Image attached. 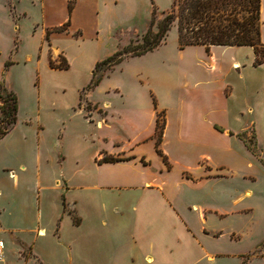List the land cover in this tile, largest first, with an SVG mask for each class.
<instances>
[{"label": "crops", "instance_id": "0c3cea01", "mask_svg": "<svg viewBox=\"0 0 264 264\" xmlns=\"http://www.w3.org/2000/svg\"><path fill=\"white\" fill-rule=\"evenodd\" d=\"M79 3L66 0L63 20L43 22L36 72L44 59L49 71H72L67 50L81 42L58 41L83 36L75 25ZM238 48L181 50L177 39L128 57L100 72L89 94L99 108L90 116L82 92L105 59L88 57L90 77L76 87V100L40 112L42 134L50 130L54 139L39 137L32 152L0 155V174L9 181L0 187V204H7L0 207V264H264V79H246ZM56 57L68 67L54 65ZM10 62L0 81L14 92L6 79ZM118 72L122 84L114 80ZM18 106L16 124L0 141L18 124L19 97ZM46 116L57 120L50 125ZM11 208L17 222L4 218ZM247 236L254 243L245 249Z\"/></svg>", "mask_w": 264, "mask_h": 264}, {"label": "rangeland", "instance_id": "374dc122", "mask_svg": "<svg viewBox=\"0 0 264 264\" xmlns=\"http://www.w3.org/2000/svg\"><path fill=\"white\" fill-rule=\"evenodd\" d=\"M44 1L45 5L42 8L40 0H17L15 3L14 0H0V69H3L8 61L15 62L8 75L6 74V79L18 95L20 105L18 124L4 140L0 141L2 157L8 155L12 149L24 150L25 153L37 150L39 137L41 141L48 140L50 143L54 137L50 136V130L48 134H42L40 112L48 109L64 110L72 100H76V87L88 81L90 77L88 57L106 59L131 42H141L153 18L156 17V21L161 20L174 4V0H80L75 25L82 28L83 36L62 34L58 41L81 42L73 43L74 45L69 46L67 50L74 59L72 71H49L44 59L40 62V70L36 72L40 57L38 45L44 42L43 22L45 25L59 23L66 13V0ZM153 29L156 31V26ZM177 39L178 27L175 24L169 31L167 42L173 44ZM237 52L239 68L246 79L261 82L264 79V65L255 66L253 48L239 47ZM79 53H82L81 57ZM30 55L33 56L31 61L28 59ZM54 59L56 60L53 61L54 65L61 63L58 57ZM96 74L95 78L101 73L98 71ZM114 80L122 84L123 73L118 72ZM90 93L89 85L82 92L81 102L87 116L99 108L98 104L91 100ZM101 110L103 109H100V113ZM44 120L52 125L57 119L46 116ZM249 143L250 147L254 146L252 141ZM3 174H0V187L8 188L9 181ZM26 188L29 190L28 186ZM33 193L28 194L30 202ZM1 205L7 204H0V207ZM14 212L16 209L7 210L4 218L17 222ZM22 216H19L20 222L23 220ZM22 223L19 225L22 226ZM241 241L240 246L245 249L254 243L251 236L244 237Z\"/></svg>", "mask_w": 264, "mask_h": 264}, {"label": "trees", "instance_id": "16d2710c", "mask_svg": "<svg viewBox=\"0 0 264 264\" xmlns=\"http://www.w3.org/2000/svg\"><path fill=\"white\" fill-rule=\"evenodd\" d=\"M261 3L262 0H174L172 9L156 21L153 18L150 28L141 42H131L96 65V72H107L128 57H137L154 51L167 42L173 25L178 27V45L181 50L193 46H203L207 52L213 46L251 47L255 54V66L264 63V43L261 40ZM69 24L55 29L65 32ZM156 26V31L154 27ZM50 35V33H49ZM136 43V44H135ZM12 63L8 61L5 69ZM54 67V66H53ZM65 59L59 68H67ZM101 76L93 78L90 87L98 85ZM18 97L6 87L4 78L0 81V139L17 122ZM165 113L158 114L156 127V148L163 156L159 145L165 129ZM244 139L243 136H240ZM251 142V141H250ZM246 143L250 146L249 141ZM166 162V157H164ZM112 162L116 160H111Z\"/></svg>", "mask_w": 264, "mask_h": 264}, {"label": "built area", "instance_id": "2783aa9c", "mask_svg": "<svg viewBox=\"0 0 264 264\" xmlns=\"http://www.w3.org/2000/svg\"><path fill=\"white\" fill-rule=\"evenodd\" d=\"M4 248H5L4 242L0 241V260H3L4 258Z\"/></svg>", "mask_w": 264, "mask_h": 264}]
</instances>
